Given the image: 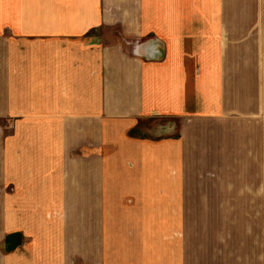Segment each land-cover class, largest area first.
Returning a JSON list of instances; mask_svg holds the SVG:
<instances>
[{
    "label": "crops",
    "instance_id": "0c3cea01",
    "mask_svg": "<svg viewBox=\"0 0 264 264\" xmlns=\"http://www.w3.org/2000/svg\"><path fill=\"white\" fill-rule=\"evenodd\" d=\"M0 264H264V0H0Z\"/></svg>",
    "mask_w": 264,
    "mask_h": 264
},
{
    "label": "rangeland",
    "instance_id": "374dc122",
    "mask_svg": "<svg viewBox=\"0 0 264 264\" xmlns=\"http://www.w3.org/2000/svg\"><path fill=\"white\" fill-rule=\"evenodd\" d=\"M158 122H161L159 120H156V121H145L143 124H141V126L145 129V132L146 134L149 132V133H153L152 135H156L157 132H153V128L155 127L154 124L155 123H158ZM11 128L9 126L6 127V130H10ZM12 131V130H10ZM161 134V133H160Z\"/></svg>",
    "mask_w": 264,
    "mask_h": 264
}]
</instances>
